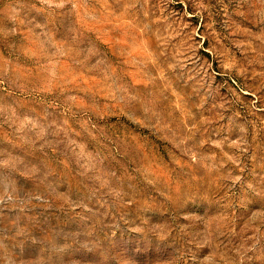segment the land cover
Masks as SVG:
<instances>
[{
    "label": "rangeland",
    "instance_id": "rangeland-1",
    "mask_svg": "<svg viewBox=\"0 0 264 264\" xmlns=\"http://www.w3.org/2000/svg\"><path fill=\"white\" fill-rule=\"evenodd\" d=\"M0 264H264V0H0Z\"/></svg>",
    "mask_w": 264,
    "mask_h": 264
}]
</instances>
